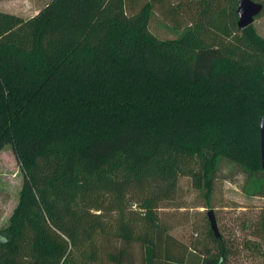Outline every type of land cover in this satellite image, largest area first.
<instances>
[{
  "label": "trees",
  "instance_id": "obj_1",
  "mask_svg": "<svg viewBox=\"0 0 264 264\" xmlns=\"http://www.w3.org/2000/svg\"><path fill=\"white\" fill-rule=\"evenodd\" d=\"M231 1L0 10V149L11 144L23 172L0 264H148L147 250L150 264H228L233 239L210 226L207 241L176 236L189 210L170 223L161 211L181 176L209 207L222 160L264 198V37L237 27ZM156 14L182 31L160 38Z\"/></svg>",
  "mask_w": 264,
  "mask_h": 264
},
{
  "label": "rangeland",
  "instance_id": "obj_2",
  "mask_svg": "<svg viewBox=\"0 0 264 264\" xmlns=\"http://www.w3.org/2000/svg\"><path fill=\"white\" fill-rule=\"evenodd\" d=\"M231 1V0H230ZM260 2L264 7V0ZM233 2L230 3V8ZM221 23V19L219 20ZM253 26L264 37V9L254 19ZM150 30L160 38H172L182 30L177 31L173 26L155 15L150 21ZM264 181V178L261 179ZM23 181V172L16 159L13 146L6 144L0 149V227L6 225L7 220L15 207ZM254 179L245 180V175L232 163L221 161L218 169V179L214 183L212 198L205 207L201 193L192 187L190 179L181 176L178 179V192L174 201L161 211L163 218L175 221L189 210V219L172 228V233L188 239L190 235L204 241L209 228L207 211L212 210L217 224L218 232L225 239L232 241L238 251L230 257L228 264H264V227L261 236L253 235L250 224L260 217L264 210V198L251 194L257 187ZM246 183H248L246 185ZM177 204L187 207L177 209ZM197 205H205L197 207ZM189 208V209H188ZM165 213H168L167 216ZM170 223V222H169ZM147 262L150 264V253H146Z\"/></svg>",
  "mask_w": 264,
  "mask_h": 264
},
{
  "label": "water",
  "instance_id": "obj_3",
  "mask_svg": "<svg viewBox=\"0 0 264 264\" xmlns=\"http://www.w3.org/2000/svg\"><path fill=\"white\" fill-rule=\"evenodd\" d=\"M263 10V4L254 0H237L235 15L237 16V27L243 29L253 24L254 19ZM259 136H260V161L261 167L264 169V117L259 120ZM207 218L210 228L214 235L219 237L216 220L212 210L207 211Z\"/></svg>",
  "mask_w": 264,
  "mask_h": 264
},
{
  "label": "crops",
  "instance_id": "obj_4",
  "mask_svg": "<svg viewBox=\"0 0 264 264\" xmlns=\"http://www.w3.org/2000/svg\"><path fill=\"white\" fill-rule=\"evenodd\" d=\"M47 1L48 0H0V10L28 17L35 14Z\"/></svg>",
  "mask_w": 264,
  "mask_h": 264
}]
</instances>
